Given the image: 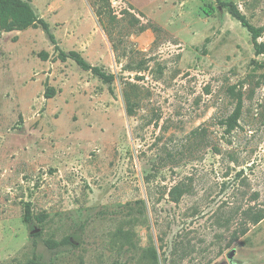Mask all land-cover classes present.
<instances>
[{
    "label": "rangeland",
    "instance_id": "rangeland-1",
    "mask_svg": "<svg viewBox=\"0 0 264 264\" xmlns=\"http://www.w3.org/2000/svg\"><path fill=\"white\" fill-rule=\"evenodd\" d=\"M23 1L48 33L0 31V264H264V53L230 13L264 44V0Z\"/></svg>",
    "mask_w": 264,
    "mask_h": 264
},
{
    "label": "trees",
    "instance_id": "trees-1",
    "mask_svg": "<svg viewBox=\"0 0 264 264\" xmlns=\"http://www.w3.org/2000/svg\"><path fill=\"white\" fill-rule=\"evenodd\" d=\"M230 13L250 33L254 50L258 54L264 53V44L258 42V39L260 37L259 30L250 26L245 21L243 16L238 14V12L230 10ZM38 24L41 25L42 29L48 33L47 24L44 21L37 18L28 1L0 0V31L4 33L12 32V31H21L30 27H34L35 25ZM49 37L52 39V36L50 34ZM61 55L64 54L62 53ZM63 57L65 58L70 57V59H72L73 62L83 71H89L103 80H107L109 78V76L103 73L99 68L92 67L89 64H87L76 53H70L69 56L64 55ZM235 114L237 117V114H239V107L237 108ZM170 195L172 199L175 201L181 195V193L176 192V189L173 188V190L170 192ZM29 215H30L29 208H27L25 214V221L29 220ZM245 215L249 216L248 220L253 225L258 224L264 218L263 214L259 212L251 215L246 213ZM241 233L242 235L245 234L246 230H244Z\"/></svg>",
    "mask_w": 264,
    "mask_h": 264
}]
</instances>
